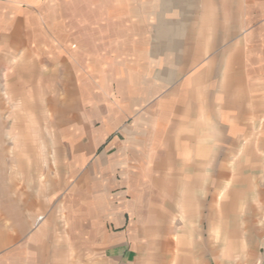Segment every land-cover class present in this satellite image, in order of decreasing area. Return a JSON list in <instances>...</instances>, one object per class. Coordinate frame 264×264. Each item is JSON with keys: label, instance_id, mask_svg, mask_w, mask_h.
<instances>
[{"label": "crops", "instance_id": "0c3cea01", "mask_svg": "<svg viewBox=\"0 0 264 264\" xmlns=\"http://www.w3.org/2000/svg\"><path fill=\"white\" fill-rule=\"evenodd\" d=\"M49 1L0 0V119L57 132L0 175V264L173 261L207 217L264 261V0Z\"/></svg>", "mask_w": 264, "mask_h": 264}, {"label": "rangeland", "instance_id": "374dc122", "mask_svg": "<svg viewBox=\"0 0 264 264\" xmlns=\"http://www.w3.org/2000/svg\"><path fill=\"white\" fill-rule=\"evenodd\" d=\"M39 1V0H38ZM96 3H100L103 0H93ZM89 0H51L47 4L49 5V11H53V13L58 14V12H65L69 14L70 10L73 9H87ZM46 5V6H47ZM40 7V5H37ZM88 14V13H87ZM71 15V14H69ZM88 19V17H86ZM104 18V16H103ZM105 21H103L104 23ZM52 100V99H51ZM50 100V101H51ZM72 106L74 107L78 102L74 97L71 99ZM54 102L56 100H53ZM57 103V102H56ZM7 108V107H4ZM49 117V125L52 126L51 115ZM35 120H40L42 117H33ZM30 119V118H29ZM31 120V119H30ZM33 120V119H32ZM31 120V121H32ZM21 118H6L2 117L0 119V175L4 173H9L11 171L12 165H17L22 163H27L24 159V153L26 151H34L35 149H24L21 148L22 143L25 141L27 144H32L37 140H53L57 135V132L54 129L43 130L41 128H45V125H38L35 122L21 123ZM41 126V127H40ZM40 127V130H39ZM25 130V131H24ZM14 145V150H11L9 147ZM206 208H203V211H209L210 200H207ZM5 215L0 213V222L5 220ZM39 219V220H38ZM41 220V217L37 218V222ZM177 224L183 222V220H177ZM215 217L210 220V218H203L201 223V218L199 219L198 225V233H192L190 236L192 237L193 245L195 246V250L193 252L189 251V254L185 256V254H181L178 251V259L177 260H166L163 257H160V253H155L157 258L152 262V264H182L184 262L182 259L184 257H190V261L193 264H218L217 260V231L214 229ZM208 245V247L206 245ZM202 246V247H201ZM207 250H206V248ZM188 253V252H187ZM8 254L7 247L0 250V256ZM102 251L96 252H81L80 258L70 259L71 262L80 264H102L101 260ZM163 256V254H162ZM61 264H67L63 259H60ZM73 264V263H69ZM259 264H264V261L261 260Z\"/></svg>", "mask_w": 264, "mask_h": 264}, {"label": "built area", "instance_id": "2783aa9c", "mask_svg": "<svg viewBox=\"0 0 264 264\" xmlns=\"http://www.w3.org/2000/svg\"><path fill=\"white\" fill-rule=\"evenodd\" d=\"M39 220V219H38Z\"/></svg>", "mask_w": 264, "mask_h": 264}]
</instances>
